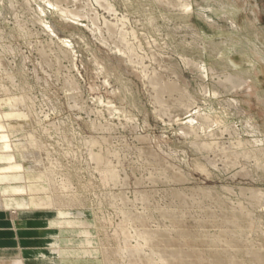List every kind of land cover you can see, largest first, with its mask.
<instances>
[{"label": "rangeland", "instance_id": "obj_1", "mask_svg": "<svg viewBox=\"0 0 264 264\" xmlns=\"http://www.w3.org/2000/svg\"><path fill=\"white\" fill-rule=\"evenodd\" d=\"M54 1L0 0V102L8 99L6 96L29 98L28 117L35 123L30 120L33 125L27 131L33 133L31 139L38 146L33 150L52 164L51 176L61 203H74L67 209L75 217L71 221L83 223L70 228L46 226V221L61 222L55 211L48 209L37 211L51 214L48 217L26 216L18 226L26 242L19 244L25 264L48 263L31 258L26 250L59 259L42 249L49 247L46 232L58 227L60 264H103V243L118 249L124 246V236L128 247L138 243L149 253L150 245L134 235L141 230L164 233L162 247L174 250L170 253L186 264H198L199 252L206 260L220 262L224 258L229 262L237 255L233 264H259L255 255L247 252H259L264 258V209L260 210L264 199L262 206H257L250 194L264 192V100H255L256 92L264 94V0ZM187 2L193 8L189 16L182 8ZM204 12L215 26L206 23ZM193 62L215 69L218 76L205 78ZM227 74L252 78L255 86L227 92L217 79ZM204 88L220 90L222 106L232 100L240 102L237 109H229V115L217 101L213 105L216 113H222L225 125L241 135H220L216 128L211 131L215 137L211 129L198 131L202 124L198 113L211 110L202 94ZM6 111L2 126L20 135L17 118ZM249 118L259 126V134L249 132ZM252 138L260 141L245 143ZM244 152L248 160L242 159ZM93 153L104 157L101 167L91 161ZM228 153L230 157H226ZM106 167L115 176L108 183L102 177ZM126 214L140 217L135 220L138 224L126 223L124 234L118 237L117 229L125 223ZM232 214L240 217L237 226L227 221ZM82 231L91 234L93 246L79 243L83 236L77 234ZM181 232L193 240L204 235L214 242L232 236L234 248L220 241L213 246L215 250L198 241L183 245L176 237ZM118 257L117 264H144L140 259Z\"/></svg>", "mask_w": 264, "mask_h": 264}, {"label": "bare ground", "instance_id": "obj_2", "mask_svg": "<svg viewBox=\"0 0 264 264\" xmlns=\"http://www.w3.org/2000/svg\"><path fill=\"white\" fill-rule=\"evenodd\" d=\"M54 1V0H53ZM61 0H59L58 2H60ZM157 1V0H156ZM159 1V0H158ZM162 1V0H161ZM50 2V1H49ZM47 2V3H49ZM55 3H58L56 1H54ZM84 2V1H83ZM102 2V1H101ZM167 2V1H166ZM52 3V2H51ZM50 3V4H51ZM62 3V2H61ZM73 3V2H72ZM78 3V2H77ZM80 3V2H79ZM100 3V1L98 2ZM103 3V2H102ZM177 3V2H176ZM54 4V3H53ZM60 3H59V6L60 7ZM99 5V4H98ZM102 5V4H100ZM48 6V5H47ZM106 6V5H105ZM50 7V6H49ZM62 7V6H61ZM60 7V8H61ZM166 7V6H165ZM171 7V6H170ZM56 8V7H55ZM78 8V7H77ZM84 8V7H83ZM167 8V7H166ZM183 8V11L185 15L189 16L190 14L193 13V8L191 6L190 3H185L184 6L182 7ZM112 9V8H110ZM237 9V8H236ZM41 10V9H40ZM56 10V9H55ZM67 10V9H66ZM78 10V9H77ZM82 10V9H81ZM49 11V10H48ZM51 11V10H50ZM65 11V10H64ZM80 11V10H78ZM84 11V10H83ZM82 11V12H83ZM46 12V11H45ZM62 12V10H61ZM69 12V11H68ZM81 12V11H80ZM86 12V11H85ZM78 15H80L79 13H77ZM76 14V15H77ZM149 14V13H148ZM42 15V14H41ZM61 15V13H60ZM62 15H65L64 13H62ZM210 15V14H209ZM150 16V14H149ZM200 16V14H199ZM202 16H205L206 17V23H208V25L210 26H215L213 20L208 17V13L204 12V14H202ZM76 17V16H75ZM83 17V16H82ZM145 17V16H144ZM66 20V19H65ZM162 20V19H161ZM168 20V19H167ZM204 20V19H203ZM71 21V20H70ZM106 21V20H105ZM108 22V21H107ZM92 23H93V20H92ZM111 23V22H110ZM148 23V22H147ZM234 21H230V27L233 28L234 26ZM108 24V23H107ZM152 27V26H151ZM189 27V26H188ZM49 28V27H48ZM132 34V33H131ZM198 36V35H197ZM121 38V37H120ZM57 39V38H56ZM117 39V38H116ZM122 40V39H121ZM67 43V42H65ZM105 43V42H104ZM117 43V42H116ZM119 43V42H118ZM62 44V43H61ZM64 44V43H63ZM107 44V43H105ZM134 45V44H133ZM65 46V45H64ZM69 46V45H68ZM127 46V45H126ZM163 46V45H162ZM59 47V46H58ZM61 48V47H60ZM120 48V47H119ZM123 51V50H122ZM129 51V50H127ZM126 52V51H125ZM254 52V51H253ZM131 53V52H129ZM122 54V53H121ZM182 57V56H181ZM134 58V57H133ZM183 58V57H182ZM186 59V58H185ZM251 59V58H250ZM184 60V59H183ZM190 60V59H187V61ZM252 60V59H251ZM132 61V60H131ZM130 61V62H131ZM187 61H184V62H187ZM158 62V61H157ZM192 62V61H191ZM251 62V61H250ZM1 63V62H0ZM139 63V62H137ZM189 64V63H188ZM193 66L195 67V70H199V71H202L203 74H204V77L205 78H208V77H217L218 74H216V70L215 69H212V68H205V67H200V65H195L194 62L192 63ZM199 64V63H198ZM231 64V63H229ZM238 64V63H237ZM191 65V64H189ZM232 65V64H231ZM141 66V65H140ZM192 66V65H191ZM192 66V67H193ZM238 66V65H237ZM257 66V65H256ZM193 67V68H194ZM100 68V67H99ZM136 68V67H135ZM252 68V67H251ZM248 71V70H246ZM252 71V70H251ZM142 72V70H141ZM148 74V73H147ZM248 74V73H246ZM156 76V75H155ZM152 77V76H151ZM154 77V76H153ZM157 77V76H156ZM218 79V85L222 86V88L227 91V92H233V93H236L238 91H242L244 89H251L252 87H254L255 85L253 84L252 82V78H250L249 80L246 78V77H242L241 75L238 76V75H225L223 78H217ZM243 79H247V80H243ZM151 81V80H150ZM161 81V80H160ZM163 83V82H162ZM213 84V83H212ZM248 84V85H247ZM154 85V84H153ZM158 85V84H157ZM160 85V84H159ZM246 85V86H245ZM167 86V84L165 85ZM171 86V85H169ZM168 86V87H169ZM178 86V85H177ZM215 86V85H214ZM154 87V86H153ZM174 87V85H173ZM249 87V88H248ZM178 88V87H177ZM161 89V88H160ZM176 89V87H175ZM168 90V89H167ZM166 91V90H165ZM178 91V89H177ZM220 91V90H219ZM217 89H214V90H207V88H204L203 91H202V94L203 96L205 97V102H207V105L210 107L211 110L208 109V111H203V113H198L199 114V117H200V120H201V129L198 130V131H206L208 129H211L210 130V133L212 131V128H216V131H218L219 129V134L223 132H228L229 133H234L236 135H241V131L237 130L236 128H233L231 126H227L225 125V122L223 119V117H221L220 113H216L215 110H214V102L217 101L220 105H221V109L222 111L226 114V115H229V109L230 108H234V109H237L236 107L239 106L240 102H238L237 100H232V101H226L228 105H223L222 106V103L221 101L219 100L220 98H222L220 96V92H219ZM246 91V90H245ZM161 92V91H159ZM182 92V91H181ZM243 92V91H242ZM166 93V92H165ZM169 93V91H168ZM5 94V93H4ZM20 94V93H19ZM157 94V93H156ZM155 94V95H156ZM161 95V94H160ZM164 95V93H163ZM184 95V94H183ZM190 95V94H189ZM21 96V95H20ZM17 97V96H6V99L5 101L2 99L1 101L3 102H0V110H3L4 112L6 111L7 112V115H11L12 117H16L17 120H18V123H17V128L19 129V133H21L20 135H15L12 134V133H9L6 131V128L2 126V123H3V115H4V112L0 111V214L2 216H6V214L10 217L11 221L9 222L13 228V232L14 233V240H15V243H17L18 245V249H16V251L12 250V252H17L18 253V259H19V264H25V259L22 255V253H24V251L22 250V248L19 246L20 243L22 244H26V242L22 239L21 237V234L23 232H21V228L19 229V225H21L20 223H22V220H26V216L28 217L29 215H33L34 218H44V217H48L50 216L51 214H46V213H37L38 210H45V209H48V210H54L55 211V214H56V218L59 219V221L61 220V222H56V221H52V222H48L46 221V226L48 225L49 227L51 225H57V226H61L62 225H66L67 227L69 226V228L71 226H75V225H83L82 224H79V223H74L72 222L71 220H73L75 217L72 216V213L70 211H68L67 209L71 208L72 206H75L74 203L73 205H71V203L68 201L67 203L63 204L61 203V200L59 198L58 195H56L55 193V182L52 180V177L51 176L54 171H53V166L52 164L48 163L47 161L43 160L42 159V155L38 152V151H34L38 146H35L36 144V141L33 143L31 137L32 134L30 133L31 131L29 129L30 125H31V119L30 117H28V115H30V109L28 106H26V102L29 100V98H26L28 99L27 101H25V98L24 97ZM25 96V95H24ZM65 96V95H64ZM10 97V98H9ZM158 97V96H157ZM156 98V97H155ZM187 98V97H186ZM158 99V98H157ZM156 101H159V99ZM264 100V94H260L258 92L255 93V100L256 101H260V100ZM76 101V100H75ZM181 101V100H180ZM192 101V100H191ZM225 101V100H224ZM30 102V101H28ZM195 103V102H194ZM258 103V102H257ZM28 104V103H27ZM31 104V103H30ZM155 104V103H154ZM184 104V103H183ZM225 104V103H224ZM159 105V104H158ZM105 106V105H104ZM206 106V105H205ZM225 106V107H224ZM25 107H28L25 108ZM111 107V106H110ZM165 107V106H164ZM240 107V106H239ZM81 108V107H80ZM82 109V108H81ZM110 109V108H109ZM161 109V108H160ZM163 110V109H162ZM187 110V109H186ZM192 110V109H191ZM233 110V109H232ZM114 111V110H113ZM202 112V110H200ZM237 111V110H236ZM193 112V111H192ZM238 112V111H237ZM3 113V114H2ZM30 113V114H29ZM6 114V113H5ZM232 115V114H231ZM237 115V113H236ZM31 116V115H30ZM223 116V115H222ZM198 117V116H197ZM198 117V118H199ZM8 118V117H7ZM198 118H195V119H198ZM35 119H37L35 117ZM31 120V121H30ZM40 120V119H39ZM130 120V118H129ZM194 120V118H193ZM13 122V121H12ZM34 122V121H32ZM233 122V121H232ZM5 123V122H4ZM9 123V122H7ZM35 123V122H34ZM181 123V122H180ZM246 123H247V127L249 128V132L250 133H253L254 135L258 133V129H259V126L257 124H255V122L252 120V118H249L248 120H246ZM14 124V123H13ZM6 125V123H5ZM33 125V124H32ZM31 125V127H32ZM16 126V125H15ZM101 127V126H100ZM27 128H29L28 130L30 131H27ZM16 129V128H15ZM22 129V130H20ZM105 129V128H104ZM187 129V128H186ZM247 129V128H245ZM196 130V128H195ZM5 131V133H4ZM14 131V129H13ZM22 131V132H21ZM193 131H194V128H193ZM214 131V130H213ZM212 131V132H213ZM248 131V130H247ZM196 132V131H195ZM18 133V134H19ZM205 133V132H204ZM37 134V133H36ZM182 134V133H181ZM208 134V133H207ZM212 136L215 137V134L211 133ZM227 134V133H226ZM244 134V133H243ZM201 135V133H200ZM199 135V136H200ZM206 134H204L205 136ZM222 135V134H220ZM230 135V134H229ZM195 136V135H194ZM198 136V137H199ZM239 137V136H238ZM35 138V137H34ZM197 138V137H196ZM262 140V139H261ZM94 141V140H93ZM210 141V140H209ZM208 141V143H209ZM234 141V140H233ZM238 141V140H237ZM260 141V140H259ZM259 141H256L255 139H251L249 142H245L247 144H251V143H255V142H259ZM214 142V141H213ZM91 144L94 145V142H91ZM97 143V142H96ZM201 143V142H200ZM206 143V142H204ZM207 143V144H208ZM243 143V142H242ZM242 143H237L239 145H241ZM243 144V145H246V144ZM197 144H199L197 142ZM214 144V143H213ZM212 144V146H214ZM233 144V143H232ZM235 144V145H237ZM89 145V144H88ZM237 145V146H239ZM254 145V144H253ZM197 146V145H196ZM211 148L213 149L214 147ZM223 146V145H222ZM251 146V145H249ZM36 147L34 150L33 148ZM208 147V149L210 148V146H206ZM217 147V145H216ZM224 147V146H223ZM240 147V146H239ZM43 148V147H42ZM210 148V149H211ZM228 148V147H227ZM232 148V147H231ZM234 148V147H233ZM232 148V149H233ZM236 148V147H235ZM48 149V148H47ZM130 149V148H129ZM197 149V148H196ZM219 149V148H218ZM230 149V148H229ZM237 150V148L235 149ZM243 150V149H241ZM113 151V150H112ZM204 151V150H203ZM219 151V150H218ZM233 151V150H232ZM261 151V150H260ZM207 152V150H206ZM217 152V151H216ZM224 152V151H223ZM226 152H228L226 150ZM230 152V151H229ZM245 152H247L245 150ZM244 152V153H245ZM232 153V152H231ZM235 153V152H234ZM233 153V154H234ZM238 153V152H236ZM235 153V154H236ZM242 154V152H240ZM243 153V154H244ZM249 153V152H248ZM260 153V152H259ZM262 153V152H261ZM230 153L226 154V157L227 155L229 156ZM239 154V153H238ZM252 154V153H251ZM257 154V153H256ZM264 153H262L261 155H263ZM219 155V153H218ZM217 156V155H216ZM215 156V157H216ZM225 156V155H224ZM241 156V155H240ZM247 153H245L244 155H242V159L247 157ZM257 156V155H256ZM254 156V158L256 157ZM209 157V156H208ZM230 157V156H229ZM238 157V156H236ZM249 157V156H248ZM206 158V157H205ZM235 158V157H234ZM239 158V157H238ZM241 158V157H240ZM250 158V157H249ZM252 158V157H251ZM257 158V157H256ZM259 158V157H258ZM257 158V161H260V159ZM90 159L91 161L95 162L97 164V166L105 163L104 161V157L102 156V154H90ZM233 159V158H232ZM244 160V159H243ZM248 160V159H246ZM264 160V159H263ZM125 161V160H124ZM149 161V160H148ZM234 161V160H232ZM211 162V161H210ZM237 163V161H234ZM264 162V161H263ZM262 162V163H263ZM208 163V162H207ZM228 163V162H227ZM256 163V161L254 162ZM209 164V163H208ZM234 164V163H233ZM239 164V163H237ZM241 164V163H240ZM247 164V163H246ZM259 164V162H258ZM257 164V166H258ZM140 165V164H139ZM106 166H109V165H106ZM111 166V165H110ZM101 167V166H100ZM235 167V166H234ZM258 167L261 168V166L259 165ZM257 167V168H258ZM264 167V165L262 166ZM55 169V168H54ZM246 169V168H245ZM244 169V170H245ZM114 170V169H113ZM258 170V169H256ZM263 170V168H262ZM247 171V170H245ZM264 171V170H263ZM251 172V171H250ZM246 173V172H245ZM249 173H247L248 175ZM102 177H104V179H107V183H108V180L111 179L112 181L115 180V176L113 174V171L111 170V168H108L106 167L105 170L102 172ZM168 179V178H167ZM186 181V180H185ZM137 182V181H136ZM183 182V181H182ZM188 182V181H187ZM112 183V182H111ZM104 185V184H102ZM66 185H63L61 186V188H65ZM59 189V188H58ZM202 190V189H201ZM240 190V189H239ZM203 191V190H202ZM180 192V191H178ZM210 192H208L209 194ZM251 194V197L253 198V200H255V202L257 203V206H262L261 205V202L262 200L264 199V192L262 191H251L250 192ZM180 195V199H181V193L179 194ZM206 195V194H205ZM176 196V194H175ZM143 197V196H142ZM183 197V196H182ZM147 199V198H145ZM185 199V198H184ZM187 199V198H186ZM67 200V199H66ZM73 200V199H72ZM139 200V199H138ZM63 201H65L63 199ZM62 201V202H63ZM74 201V200H73ZM78 201V200H77ZM76 201V203H77ZM80 202V201H79ZM251 203V202H250ZM81 205H83V203H80ZM142 205V204H141ZM255 205V203H254ZM77 206V205H76ZM263 208H260L261 209H264V206H262ZM255 208H256V205H255ZM72 209V208H71ZM36 211V212H35ZM47 211V210H46ZM68 211V212H67ZM129 212V211H128ZM150 212V211H149ZM242 212V210L240 211ZM245 212V210H244ZM243 212V215L245 216ZM174 213V212H173ZM81 214V213H80ZM138 214V213H137ZM77 215V214H76ZM83 215V214H82ZM127 215V214H126ZM239 215V214H238ZM236 216L234 214H232V217H230V219H228L227 221L233 225H236L238 223V218H235ZM140 218V217H139ZM139 218L136 219L131 217V214L127 215V217L125 218V223H122V225H120L118 227V231L116 232V235L119 237L120 235H123L124 234V231L126 230L127 228V225H129L130 223L132 224L133 222L137 223L135 220H139ZM243 218V217H242ZM248 218V217H247ZM57 219V220H58ZM226 219V218H225ZM6 220V219H4ZM64 220V221H63ZM141 220L142 218L140 219V222L141 223ZM243 220V219H241ZM240 220V221H241ZM45 221V220H43ZM51 221V220H50ZM124 221V220H123ZM157 222V221H156ZM227 222V223H228ZM245 222V221H243ZM126 223H129V224H126ZM180 223V220L179 219H176L175 220V225H178ZM249 223V222H248ZM251 223V222H250ZM4 226V222L2 223ZM134 224V223H133ZM138 224V223H137ZM158 224V223H157ZM1 225V224H0ZM146 225V224H145ZM174 225V226H175ZM238 225V224H237ZM236 225V226H237ZM255 225V224H254ZM45 226V227H46ZM65 226V227H66ZM148 226V225H147ZM243 226V225H242ZM241 226V227H242ZM251 226V225H250ZM249 226V227H250ZM44 227V226H43ZM42 227V228H43ZM138 227V226H137ZM239 227V228H241ZM244 227V226H243ZM257 227V226H256ZM47 228V227H46ZM59 228V227H58ZM56 228V229H49L47 232H46V236H47V242L46 244L49 245V247H47L46 249L42 247L43 250H47L45 252H48V254L51 256L52 254H56L58 256L59 259L55 260V259H52V257H46L43 252L41 251H30V250H26L25 253L26 254H30L31 255V258H36V259H41L43 261H48L47 264H60L61 263V247H60V230ZM136 228V227H135ZM140 228V227H139ZM235 228V226H234ZM237 228V227H236ZM245 228V227H244ZM48 229V228H47ZM141 229V228H140ZM223 229V228H222ZM253 229V228H252ZM116 230V229H115ZM138 230V229H137ZM178 230V229H177ZM221 230V229H220ZM239 230V229H238ZM243 230H246V229H243ZM248 230V229H247ZM163 232H165L164 230H162ZM169 231V230H168ZM171 232L173 230H170ZM179 231V230H178ZM180 231H183V229H180ZM240 233H242L243 231L240 229ZM11 232V231H9ZM127 232V231H126ZM170 232V233H171ZM184 232V231H183ZM181 232V234H179V236H177L178 234L176 235V237H178V240L180 243H182L183 245H187L189 242L191 241H198V242H203V243H206V245L208 244L210 248H212L214 245H217L218 242H222L232 248H234L232 242L230 241L231 240V237H230V240L228 238V240L224 239L223 237L219 238V241H209L207 237H205L203 235V237H200L199 238H194L193 240V237L190 236V234H186V233H183ZM227 232V230H226ZM249 232V231H248ZM128 233V232H127ZM134 233V232H133ZM167 234H169L167 231H166ZM207 233V232H206ZM229 233V232H228ZM252 233V232H251ZM256 233V232H254ZM205 234V233H204ZM234 234V233H233ZM77 235H80V236H83V240H80L79 243H83L85 245H88V246H93L95 244V240L94 241H91L93 240L92 238H90L91 234L88 232V231H82L80 232L79 234ZM115 235V234H114ZM113 235V236H114ZM135 237L138 239V240H141L143 243L147 244V245H150L149 247V253H146L143 251L142 249V246H140L138 243L136 244V246H133V247H128L127 246V239L128 237H125L124 236V246L120 248V246L118 247V249H114V248H108L105 243L104 246L102 245V247L100 248V253L102 255V261H103V264H117L116 263V257L120 256L122 257L123 260L128 259V260H133V259H140L141 261H143L144 264H173L175 263V261H178L179 264H186L187 261H182L179 257H175L174 255H172L170 253V250L168 251V248L166 246L162 247L164 245V240H163V236H164V233H160L158 231H148V230H141V231H135L134 233ZM222 235V234H221ZM220 235V236H221ZM230 235V234H229ZM105 236V235H104ZM224 236V234H223ZM237 236H239L237 234ZM115 237V236H114ZM210 238V237H209ZM236 238V236H235ZM100 239V238H99ZM115 239V238H114ZM119 239V238H118ZM212 239V238H211ZM218 239V238H217ZM241 239V238H240ZM64 240V239H63ZM102 240V239H101ZM107 240V239H106ZM237 240V239H236ZM100 241V240H99ZM104 241V240H103ZM109 241V240H108ZM107 241V242H108ZM123 241V240H122ZM130 241V240H129ZM251 241V240H250ZM208 242V243H207ZM67 243V242H65ZM102 243V242H101ZM109 243V242H108ZM192 243V242H191ZM130 244V243H129ZM12 245V244H11ZM131 245V244H130ZM207 245V246H208ZM223 244H221L222 246ZM100 246V245H99ZM219 245V247H221ZM145 247V246H144ZM148 247V246H147ZM162 247V248H160ZM189 247V246H188ZM215 247V246H214ZM213 247V250H215ZM225 247V246H224ZM51 248H56L57 250H52ZM65 248V247H64ZM63 248V249H64ZM79 248V247H78ZM207 248V247H206ZM241 248V247H240ZM50 249V250H49ZM208 249V248H207ZM218 249V248H217ZM83 250V249H82ZM95 250V249H94ZM203 250V249H201ZM234 250V249H233ZM255 250V249H253ZM9 251V250H8ZM171 251H174V250H171ZM212 251L211 249L209 250V252ZM217 251V250H216ZM235 251V250H234ZM259 251V250H258ZM166 252H169L171 254V257H167L166 256ZM199 252V251H198ZM215 251H213L214 253ZM218 252H219V249H218ZM221 252V251H220ZM219 252V253H220ZM231 252V251H229ZM16 253V254H17ZM196 253V252H195ZM218 253V254H219ZM228 253V252H227ZM247 253H252L250 255H255V259L257 258L258 261L260 262L259 264H264V258H262V256L260 255L259 252H255L253 253L252 251L251 252H247ZM36 254V255H35ZM95 254V252H94ZM178 254H180L178 252ZM207 254V253H206ZM215 254V253H214ZM238 254V253H236ZM169 255V254H168ZM198 256V261H200L199 263L200 264H225L227 263L226 262V259H222V261L220 262H217L216 260H206V256H203L202 252H199L197 254ZM212 255V254H211ZM226 255V254H225ZM231 255V253H230ZM249 255V254H248ZM66 256V255H65ZM76 256V255H75ZM178 256V255H176ZM229 256V255H227ZM234 256V257H233ZM237 256V255H236ZM236 256L235 255H232V257L229 258V262L227 264H233L235 262L236 259ZM220 257V256H219ZM223 257V256H221ZM253 257V256H252ZM119 258V257H118ZM180 259V260H177V259ZM183 258V257H182ZM186 258V257H185ZM208 258V257H207ZM120 259V258H119ZM218 259V258H217ZM254 259V258H253ZM261 259V260H260ZM228 260V259H227ZM136 261V260H135ZM191 261V260H190ZM196 261H197V258H196ZM238 261V260H237ZM255 261V260H254ZM253 261V263H255ZM252 262V261H251ZM250 262V263H251ZM133 263V262H132ZM198 263V264H199ZM249 263V262H248ZM197 264V263H196Z\"/></svg>", "mask_w": 264, "mask_h": 264}, {"label": "crops", "instance_id": "obj_3", "mask_svg": "<svg viewBox=\"0 0 264 264\" xmlns=\"http://www.w3.org/2000/svg\"><path fill=\"white\" fill-rule=\"evenodd\" d=\"M10 221L11 219L7 214L5 218L0 214V264H17V261H19L18 253L12 252L13 249L15 251L18 249V245L13 241L15 232L9 223ZM3 222L4 226H2ZM26 264H28V262H26Z\"/></svg>", "mask_w": 264, "mask_h": 264}]
</instances>
